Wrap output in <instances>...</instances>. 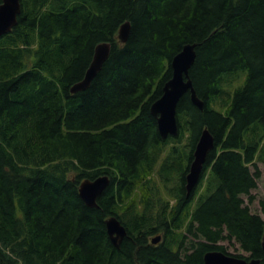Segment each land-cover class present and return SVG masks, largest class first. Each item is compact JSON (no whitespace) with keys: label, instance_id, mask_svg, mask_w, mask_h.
<instances>
[{"label":"trees","instance_id":"16d2710c","mask_svg":"<svg viewBox=\"0 0 264 264\" xmlns=\"http://www.w3.org/2000/svg\"><path fill=\"white\" fill-rule=\"evenodd\" d=\"M20 3L0 37V264H204L225 240L264 264V219L243 198L264 163V0ZM105 42L101 70L72 93ZM187 44L204 106L183 95L178 136L163 140L150 108ZM203 129L214 147L187 194ZM101 175L110 183L87 207L79 185ZM111 216L127 230L119 249Z\"/></svg>","mask_w":264,"mask_h":264},{"label":"water","instance_id":"95a60500","mask_svg":"<svg viewBox=\"0 0 264 264\" xmlns=\"http://www.w3.org/2000/svg\"><path fill=\"white\" fill-rule=\"evenodd\" d=\"M21 13L20 0H2L0 4V37L8 34L17 24L18 15ZM130 34V23H123L118 32V39L121 43L128 41ZM197 44H187L171 60L172 76L165 83L163 93L150 108L152 116L156 119L157 128L161 138L165 140L168 136H178L177 125V105L186 93L190 94L192 103L199 109H203V101L198 98L196 90L190 78V69L196 58ZM111 49L108 42L96 46L92 61L87 68L84 77L75 83L70 91L77 93L88 88L92 80L101 70L107 60ZM214 147V139L207 129H203L193 153V160L189 165L186 174V190L190 194L197 186L203 165L208 152ZM110 179L108 175H101L93 180L85 179L79 185V196L87 207L97 208V198L108 187ZM106 230L111 243L116 249L120 248L123 238L127 235L126 227L116 216H111L105 221ZM161 239L158 235L152 238V244H157ZM262 250L264 253V237L262 240ZM204 264H260V259H246L213 250L204 255Z\"/></svg>","mask_w":264,"mask_h":264},{"label":"rangeland","instance_id":"374dc122","mask_svg":"<svg viewBox=\"0 0 264 264\" xmlns=\"http://www.w3.org/2000/svg\"><path fill=\"white\" fill-rule=\"evenodd\" d=\"M258 167L261 170V177L258 180L257 188L252 191L255 196V200L252 203H248L247 197H243L245 204H247L253 213L259 214L264 219V214L261 212V208L259 206V201L264 200V163L258 162ZM219 244L224 245L226 248V252L231 255H241L243 257H247L248 255L239 249V246L236 242H229L227 240L220 242Z\"/></svg>","mask_w":264,"mask_h":264}]
</instances>
